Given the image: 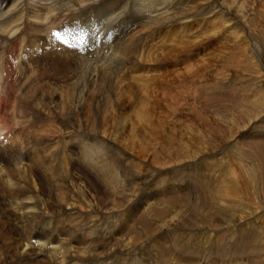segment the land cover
<instances>
[{
	"label": "bare ground",
	"instance_id": "bare-ground-1",
	"mask_svg": "<svg viewBox=\"0 0 264 264\" xmlns=\"http://www.w3.org/2000/svg\"><path fill=\"white\" fill-rule=\"evenodd\" d=\"M234 2L240 12L239 0H0V80L4 70L15 72L12 84L0 82V119L10 121L16 134H2L0 122V160L23 161L27 172L24 179L3 178L5 164L0 184L8 183L14 213L31 224L55 206L64 216L56 221L59 228L43 224L34 234L54 231L61 242L30 237V258L42 255L62 264L65 252L75 257L77 248L97 241L84 224L94 220L104 231L108 217L118 222L115 207L138 196L129 188L136 179L141 185L164 182L166 176L138 156L150 143L142 147L134 138L155 140L157 93L170 85V68L189 60L208 30L214 35L224 23L229 34L242 36L247 25L231 12ZM256 136L264 151V133ZM194 162L198 169L202 163L197 174L206 171L210 180L223 172L216 169L221 159ZM135 165L142 171L138 177ZM197 181L202 190L213 187ZM175 187L161 186V193ZM153 190L142 194L159 197V189ZM147 196L137 204L141 211L155 207ZM247 234L253 240L258 233L252 228ZM67 242L73 245L66 249Z\"/></svg>",
	"mask_w": 264,
	"mask_h": 264
},
{
	"label": "rangeland",
	"instance_id": "rangeland-1",
	"mask_svg": "<svg viewBox=\"0 0 264 264\" xmlns=\"http://www.w3.org/2000/svg\"><path fill=\"white\" fill-rule=\"evenodd\" d=\"M239 1L243 5L240 12L238 2L233 3L231 12L244 18L245 34H229L224 23L214 35L208 30L188 52L189 60H185L189 63L180 60L178 69L171 67L170 85L157 93L158 108L152 116L155 140L146 135L147 143L143 144L141 136L134 138L142 147L150 143L138 156L159 169L166 176L164 182L151 185L149 180L141 185L136 179L129 188L138 196L115 207L120 212L119 221L108 217L104 231L93 225L94 220L83 223L86 233L93 232L97 241L77 248L75 257L69 258L65 252L62 264H264V151L263 144L257 143L261 138L256 136L264 133V0ZM14 77L13 68L4 70L5 83L0 82L8 86ZM3 128L2 134L9 130L10 136L16 135L10 121ZM201 158L206 162L221 159L216 169L222 174L213 180L206 171L197 174L202 163L200 169L191 164ZM0 161L4 169L7 162ZM7 166L3 178L14 181L27 177L23 161L14 160ZM253 170L254 178L250 175ZM133 171L137 177L142 174L137 165ZM198 179L213 187L202 190ZM169 183L176 186V192L164 195L161 186ZM1 184L0 264H55L53 258L42 255L30 258L28 239L60 243L54 239V231L47 237L34 235L43 224H49L50 230L59 228L56 221L64 217L60 209L55 206L43 211L41 218L36 216L38 224H31L14 213L15 201L5 189L8 183ZM156 188L159 197L142 194ZM143 196L155 201L153 210H139L137 204L146 198ZM252 228L258 233L253 240L247 234ZM71 245L67 242L66 249Z\"/></svg>",
	"mask_w": 264,
	"mask_h": 264
}]
</instances>
